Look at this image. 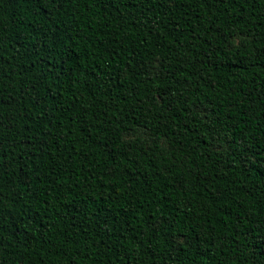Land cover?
<instances>
[{"label":"trees","instance_id":"obj_1","mask_svg":"<svg viewBox=\"0 0 264 264\" xmlns=\"http://www.w3.org/2000/svg\"><path fill=\"white\" fill-rule=\"evenodd\" d=\"M0 264H264V0H0Z\"/></svg>","mask_w":264,"mask_h":264}]
</instances>
